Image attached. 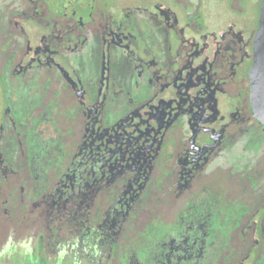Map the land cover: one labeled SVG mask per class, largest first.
<instances>
[{
  "label": "flooded vegetation",
  "instance_id": "obj_1",
  "mask_svg": "<svg viewBox=\"0 0 264 264\" xmlns=\"http://www.w3.org/2000/svg\"><path fill=\"white\" fill-rule=\"evenodd\" d=\"M106 1L107 12L94 0L90 16L79 20L51 11L45 0H0V226L28 218L41 232L35 243L45 264L46 248L53 251L79 210L77 226L99 228L121 204L123 220L107 234V251L116 256L108 264H264V126L249 80L263 0H251L255 19L250 0ZM216 3L223 29L210 12ZM195 45L207 51L201 54L211 61L210 74L226 64L234 74L245 63L250 116L229 119L208 108L198 123L177 112L154 118L163 99L179 101L182 90L173 83ZM90 116L102 137L117 120L162 128L145 168L127 163L128 151L97 147L96 155L108 152L114 161L97 174L89 198L61 196L71 166L84 157ZM173 123L181 129L173 131ZM154 177L168 197L165 209L132 233L121 222L143 210L137 190ZM169 201L179 211L166 224Z\"/></svg>",
  "mask_w": 264,
  "mask_h": 264
},
{
  "label": "rangeland",
  "instance_id": "obj_2",
  "mask_svg": "<svg viewBox=\"0 0 264 264\" xmlns=\"http://www.w3.org/2000/svg\"><path fill=\"white\" fill-rule=\"evenodd\" d=\"M177 1L181 2V0ZM191 4L192 1L187 0V5L190 6ZM97 5L103 12H107L108 2L106 0H98ZM220 8L221 5L216 3L212 5L210 12L216 18L218 29L219 27L223 29L226 24L222 23L224 18L221 16ZM249 10L255 19L258 10L255 1L251 2L250 0ZM248 32L252 33L251 30ZM247 36L243 35L242 39L250 40L251 36ZM201 52L207 51L201 50L200 46L195 45L189 53L191 54L190 57L189 55L181 57V63L184 64L182 69L184 70L180 77L177 78V82L174 81L173 83V90H182L181 97L179 101L174 102L173 106H171L170 100L163 99L157 104V115L154 118H159L158 116L161 114L177 112L175 114H186L185 117L188 116L190 121L198 123L196 121L198 115L208 110V108H211L216 113L221 111L229 119L231 115H233V119L244 118L245 115L250 116L247 82L243 77L245 63L239 65L233 74L231 72L233 68L230 67V64H226L228 62L224 61L226 65L223 66L220 73L215 75L216 70H213L210 74L207 67L212 65L211 61L207 60ZM194 54H196L195 58H193ZM247 54V52L243 54L244 60L248 59ZM240 63L242 64V62ZM211 77H213V84L210 83ZM53 86H57V84H53ZM224 94L228 97L226 98ZM210 122L213 123V120ZM93 123L94 117H88L89 132L85 139L84 157H78L71 166L73 169L72 175L66 178L69 183L67 187L63 188L61 196L65 195L66 192H71L73 198L88 199L91 194L89 186L92 188L101 181L97 180L99 178L97 174L102 169L106 171L105 168L107 166L105 165L108 162L110 165L113 163L114 160L109 155L112 152L114 154H123L128 151L126 154L127 163L137 164L136 167H141V169L145 168L150 162L151 151H154L153 137L155 136V131L162 128L159 124L156 126L154 123L132 122L128 119L125 121L117 120L109 136L102 137L100 135L101 132H98L96 125ZM234 126V123L230 124L228 126L229 130H234ZM171 129L173 131L181 129V124L173 123ZM95 135L97 137H94ZM207 137V130L202 129L198 137L200 142L206 141ZM97 147L110 153L101 152L96 155L94 150L100 151ZM231 155H234L233 151ZM221 172L224 171L222 170ZM228 173L231 175L230 172ZM237 177L240 178L239 176ZM233 179L235 182L236 178L233 177ZM146 181L147 184L143 189L137 190V206L143 210H134L132 215L134 218L130 223L127 220L121 222L135 234H139L143 230V228L140 230V227L148 219L149 215H157L164 211L165 202L168 199L162 189L156 188L157 184L162 182L160 178L154 177ZM135 183L136 181L132 183L131 187ZM243 184H245V181ZM116 209L111 213H106V219L101 222L99 228L93 226V224L88 225L89 223L77 226L75 222L76 220L80 222L79 216L82 215L81 210H79L73 219L74 223L64 224L62 227L61 236L54 243L53 251L47 252L46 248L45 264H108L107 261L115 262V254L110 256L107 251V246L109 247L107 234L110 229L115 228L118 224L117 220H123L121 219V204L117 205ZM178 211L173 209L169 201V213H163V216L165 215V223L169 224ZM19 220L14 224L8 223L5 227L0 226V264H41L38 261V247L35 243L37 238L35 233L40 234L41 232L33 228L32 222L28 218L19 217ZM135 225H138V227ZM79 233H84V235L88 236L86 241H83ZM118 239L120 240V237ZM122 246L125 247L126 244H122Z\"/></svg>",
  "mask_w": 264,
  "mask_h": 264
},
{
  "label": "water",
  "instance_id": "obj_3",
  "mask_svg": "<svg viewBox=\"0 0 264 264\" xmlns=\"http://www.w3.org/2000/svg\"><path fill=\"white\" fill-rule=\"evenodd\" d=\"M94 0H45L50 10L77 19L90 16ZM251 103L255 117L264 126V0L259 30L254 40V63L249 73Z\"/></svg>",
  "mask_w": 264,
  "mask_h": 264
}]
</instances>
